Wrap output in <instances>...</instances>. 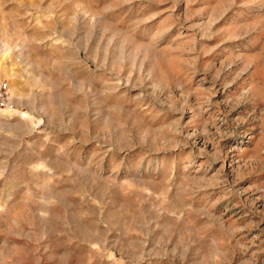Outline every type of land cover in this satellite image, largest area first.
Segmentation results:
<instances>
[{
  "label": "rangeland",
  "instance_id": "rangeland-1",
  "mask_svg": "<svg viewBox=\"0 0 264 264\" xmlns=\"http://www.w3.org/2000/svg\"><path fill=\"white\" fill-rule=\"evenodd\" d=\"M0 264H264V0H0Z\"/></svg>",
  "mask_w": 264,
  "mask_h": 264
}]
</instances>
